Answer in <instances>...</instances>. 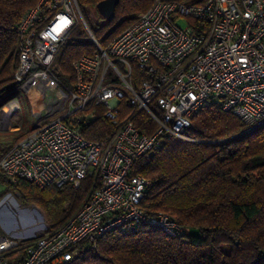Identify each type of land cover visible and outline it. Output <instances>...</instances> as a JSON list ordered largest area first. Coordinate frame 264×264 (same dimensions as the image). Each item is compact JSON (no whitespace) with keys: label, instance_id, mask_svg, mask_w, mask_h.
<instances>
[{"label":"built area","instance_id":"1","mask_svg":"<svg viewBox=\"0 0 264 264\" xmlns=\"http://www.w3.org/2000/svg\"><path fill=\"white\" fill-rule=\"evenodd\" d=\"M77 26L96 50L73 63L74 83L65 90L54 61ZM16 32L13 83L37 98L46 95L47 104L33 128L0 155V186L24 180L40 188L77 189L87 179L89 186L74 216L56 229L25 236L3 227L0 264H10L19 250L21 264H65L81 244L95 248L103 235L127 226L156 227L169 237L187 232L168 214L148 215L140 208L151 182L131 174L133 161L160 150L169 136L188 140L185 131L208 103L249 129L264 123V0H154L104 48L77 0H38ZM134 66L142 74L136 87ZM122 100L148 114L152 133L142 134L130 117L120 119ZM10 103L3 116L20 108L17 100ZM98 108L114 129L88 140L82 130ZM14 207L19 217L27 212L8 192L0 212Z\"/></svg>","mask_w":264,"mask_h":264},{"label":"trees","instance_id":"2","mask_svg":"<svg viewBox=\"0 0 264 264\" xmlns=\"http://www.w3.org/2000/svg\"><path fill=\"white\" fill-rule=\"evenodd\" d=\"M101 1L77 0V4L102 48L154 2L119 0L111 21L93 26L88 15L96 12ZM37 2L0 0V101L17 88L13 83L20 43L16 28ZM95 50L87 32L77 26L54 61L63 89L73 86V63ZM140 79L142 74L134 66L135 87ZM119 107L120 119L132 118L142 134L154 131L146 112H134L125 100ZM101 111L96 109V119L82 130L88 140H99L114 129ZM185 135L188 140L169 136L160 150L137 157L131 174L151 182L140 208L148 215L168 214L187 232L169 237L156 227L127 226L103 235L95 248L81 244L78 255L65 264H264V123L249 129L230 112L208 103ZM12 145L0 143V155ZM88 186V179L77 189L70 185L40 188L20 180L6 186L0 199L16 193L22 202L38 207L49 228L56 229L80 208ZM22 258L23 252L16 251L9 257L10 264H21Z\"/></svg>","mask_w":264,"mask_h":264},{"label":"rangeland","instance_id":"3","mask_svg":"<svg viewBox=\"0 0 264 264\" xmlns=\"http://www.w3.org/2000/svg\"><path fill=\"white\" fill-rule=\"evenodd\" d=\"M93 16L88 15V23L95 25V23H102L104 20L97 12H91ZM180 27L186 26L185 22L178 23ZM13 100L19 102L20 108L11 116H3L5 109L2 107ZM11 104V103H10ZM47 104L46 95L35 97L32 89H14V93L8 91L5 93L0 101V143L14 144L18 139L24 136L33 126L44 116ZM6 191L4 186H0V193ZM16 198V203L20 208H26L27 212H21V217L16 211L17 207L12 208V213L3 208L0 212V230L4 232V228L15 234H22L25 236H32L40 234L45 228H49L48 221L42 211L32 204L22 202L21 198L15 196L13 192H9Z\"/></svg>","mask_w":264,"mask_h":264},{"label":"water","instance_id":"4","mask_svg":"<svg viewBox=\"0 0 264 264\" xmlns=\"http://www.w3.org/2000/svg\"><path fill=\"white\" fill-rule=\"evenodd\" d=\"M118 3L119 0H103L96 5L95 10L105 22H110ZM91 16H93L92 13Z\"/></svg>","mask_w":264,"mask_h":264},{"label":"bare ground","instance_id":"5","mask_svg":"<svg viewBox=\"0 0 264 264\" xmlns=\"http://www.w3.org/2000/svg\"><path fill=\"white\" fill-rule=\"evenodd\" d=\"M14 104H10V107H13ZM11 109V108H10ZM11 112V110L8 109V113Z\"/></svg>","mask_w":264,"mask_h":264},{"label":"crops","instance_id":"6","mask_svg":"<svg viewBox=\"0 0 264 264\" xmlns=\"http://www.w3.org/2000/svg\"><path fill=\"white\" fill-rule=\"evenodd\" d=\"M3 108V107H2Z\"/></svg>","mask_w":264,"mask_h":264}]
</instances>
